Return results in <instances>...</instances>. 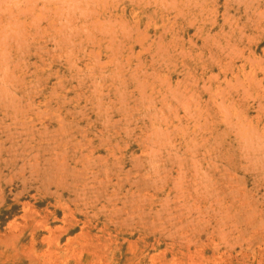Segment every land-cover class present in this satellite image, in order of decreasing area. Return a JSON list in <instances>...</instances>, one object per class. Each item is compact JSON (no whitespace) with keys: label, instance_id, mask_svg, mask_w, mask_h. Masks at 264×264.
Segmentation results:
<instances>
[{"label":"rangeland","instance_id":"374dc122","mask_svg":"<svg viewBox=\"0 0 264 264\" xmlns=\"http://www.w3.org/2000/svg\"><path fill=\"white\" fill-rule=\"evenodd\" d=\"M0 264H264V0H0Z\"/></svg>","mask_w":264,"mask_h":264},{"label":"bare ground","instance_id":"6f19581e","mask_svg":"<svg viewBox=\"0 0 264 264\" xmlns=\"http://www.w3.org/2000/svg\"><path fill=\"white\" fill-rule=\"evenodd\" d=\"M120 22L122 23V21H120ZM121 23H120V24H121ZM136 27H137V26H136ZM124 29H125V28H124ZM124 29H123V30H124Z\"/></svg>","mask_w":264,"mask_h":264}]
</instances>
